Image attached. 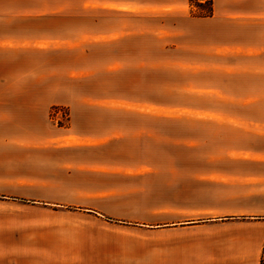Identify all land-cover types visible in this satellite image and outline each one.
Instances as JSON below:
<instances>
[{
    "label": "rangeland",
    "instance_id": "obj_1",
    "mask_svg": "<svg viewBox=\"0 0 264 264\" xmlns=\"http://www.w3.org/2000/svg\"><path fill=\"white\" fill-rule=\"evenodd\" d=\"M193 9L197 11L191 6V16ZM176 23L181 22L172 15H119L97 20L92 27L101 31H82L87 26L76 25L75 77L87 79L74 83L69 109L50 106V122L67 127L72 120L80 133L90 125L98 129L100 114L82 103L114 93V79L102 78L110 67L139 72L138 80H123L128 83L123 90L132 94L145 82L142 73L154 66L156 97L173 101V107H194L195 94L202 91L185 78L194 69L186 71L182 65V32L163 30ZM118 27L124 30H110ZM108 41L118 47H102ZM159 72L168 78L163 80ZM236 93L232 105L216 106L232 110L219 113L141 111L154 117V139H165V144H156L154 159L121 161L127 167H92L91 159L101 162L103 153L75 150L74 159H68L75 163L70 177L62 172L71 166L57 164L66 161L62 155L31 153L25 208L4 205L0 227L20 224L25 230L28 264H194L197 255L210 252L215 235L242 230L220 220L264 213V95ZM129 106L123 105L137 107ZM196 120L222 126L220 139L209 146L196 144ZM149 127L134 126L129 136L146 139L149 134L152 139Z\"/></svg>",
    "mask_w": 264,
    "mask_h": 264
},
{
    "label": "crops",
    "instance_id": "obj_2",
    "mask_svg": "<svg viewBox=\"0 0 264 264\" xmlns=\"http://www.w3.org/2000/svg\"><path fill=\"white\" fill-rule=\"evenodd\" d=\"M211 1L212 14L199 17L190 15L189 0H0V214L4 205L25 208L31 153L62 155L66 161L57 164L63 168L65 163L70 165L71 170L62 172L70 177L75 174V163L68 159H74L75 150L103 153L101 162L93 163L95 157L90 160L92 167L123 168L127 167L123 160L154 159L156 144H165V139H154V117L141 111L219 113L232 110L216 106L235 103L232 97L236 91L264 95V0ZM119 15L178 17L181 23L163 30L182 32V65L186 71L194 69V74L185 78L193 79L195 89L202 91L195 94L196 105L173 107V101L158 99L154 66L142 73L145 82L132 94V90H123L128 87L123 80H138L139 72L110 67L102 78L114 79V93L94 95L82 103L88 111L100 114L102 125L98 129L90 125L85 133H80L72 120L67 127L53 125L50 106H73L74 83L87 79L75 77L76 25L87 26L82 31H101L92 27L97 20ZM110 30L121 32L124 28ZM109 42L102 47L118 44ZM114 55L117 63L119 55ZM157 76L168 78L165 72ZM255 89L257 94L252 92ZM149 125L152 139L149 134L146 139L129 136L134 126L148 131ZM222 128L210 120H196V144L209 146L220 139ZM247 214L220 220L221 225L242 230L215 235L209 242L210 252L197 255L194 264H264V213ZM25 237L20 224L12 229L0 227V264H28Z\"/></svg>",
    "mask_w": 264,
    "mask_h": 264
},
{
    "label": "trees",
    "instance_id": "obj_3",
    "mask_svg": "<svg viewBox=\"0 0 264 264\" xmlns=\"http://www.w3.org/2000/svg\"><path fill=\"white\" fill-rule=\"evenodd\" d=\"M192 8H196L197 11L192 10L194 16H210L212 14V1L206 0L202 3L199 0H189ZM194 11V12H193Z\"/></svg>",
    "mask_w": 264,
    "mask_h": 264
}]
</instances>
